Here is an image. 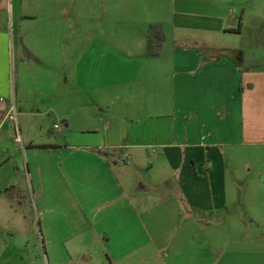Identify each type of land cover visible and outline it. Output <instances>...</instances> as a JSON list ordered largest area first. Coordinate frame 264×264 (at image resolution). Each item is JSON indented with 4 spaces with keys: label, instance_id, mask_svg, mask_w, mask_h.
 <instances>
[{
    "label": "crops",
    "instance_id": "crops-1",
    "mask_svg": "<svg viewBox=\"0 0 264 264\" xmlns=\"http://www.w3.org/2000/svg\"><path fill=\"white\" fill-rule=\"evenodd\" d=\"M263 22L264 0H0L8 248L25 226L19 186L30 196L35 182L49 242L73 240L77 258L93 260L96 246L110 264H264V66L248 63L260 55ZM152 24L166 31L157 58L147 46ZM233 50L242 51L241 66ZM12 102L23 146L7 117ZM51 114L63 140L46 143ZM117 156L165 167L175 202L137 193ZM237 201L246 205L232 212Z\"/></svg>",
    "mask_w": 264,
    "mask_h": 264
},
{
    "label": "rangeland",
    "instance_id": "rangeland-1",
    "mask_svg": "<svg viewBox=\"0 0 264 264\" xmlns=\"http://www.w3.org/2000/svg\"><path fill=\"white\" fill-rule=\"evenodd\" d=\"M260 29L264 30V22L260 24ZM70 33V32H69ZM248 35L251 33L248 32ZM250 41V40H249ZM251 42V41H250ZM252 43V42H251ZM256 50L260 55L257 57H249L248 63L251 61H259L261 66H264V38L261 41L257 42ZM252 47V50H254ZM48 125L49 130L46 133V143L48 141H62L63 134L59 135L53 127L54 124L62 125L63 123L55 117L54 114L48 116ZM68 133V132H67ZM66 133V135H67ZM73 139L82 138L79 135H71ZM21 146V145H20ZM152 156H149L150 161H155V153L151 152ZM246 161H250L252 163V159L250 157L247 158ZM142 164V163H141ZM125 169L119 172L121 177L129 176L134 182V187H136L137 193H143L144 198H160V204H166L170 207L171 201L175 202L173 197L177 194V190L174 188V177L170 175L169 171L164 167H155L154 170H147L140 166V162L137 159H133L130 163V166L126 163H123ZM126 173V174H125ZM246 178V176L243 175ZM44 188H46V211L49 210L53 205L52 200V192L49 186V183L46 180V184H42ZM27 187V186H26ZM26 187L19 186V194H25L26 197L24 200L21 198L18 201V212L21 215L19 218H24V228L23 224H19V231L13 236L16 238L15 244L12 249L8 248L7 241H9V235L1 234V245L3 248L1 249L4 257V261L1 264H110L107 259H104L96 246L91 248L93 252V260L87 257H75L73 254L74 250L70 246L73 240L67 238L69 236L66 224L64 222L57 223L58 226H61V233L59 232V236L61 238H67V245L63 243V241H58L54 239L49 242V238L47 235V223L45 220V216L43 214V206L42 201L40 199L39 189L34 182V192L28 195ZM170 198V199H169ZM169 199V200H167ZM169 201V202H167ZM246 205L245 201H237L232 204V212L235 209H240V204ZM169 204V205H168ZM181 204V203H180ZM154 204H152V207ZM182 208V207H181ZM183 210V209H182ZM184 211V210H183ZM187 214L183 213V219L179 221V225L176 226L173 233L181 232V226L183 225V221L186 218ZM21 220V219H20ZM172 225V224H171ZM173 227V226H172ZM170 226V229H172ZM253 235H260V233L252 232ZM57 236V234H53ZM233 236L235 234L232 233ZM97 250V251H96ZM15 258L12 263H8L5 261V257H9L10 254ZM69 253L72 255L74 259H70Z\"/></svg>",
    "mask_w": 264,
    "mask_h": 264
},
{
    "label": "trees",
    "instance_id": "trees-1",
    "mask_svg": "<svg viewBox=\"0 0 264 264\" xmlns=\"http://www.w3.org/2000/svg\"><path fill=\"white\" fill-rule=\"evenodd\" d=\"M166 42V31L162 24H152L149 26L148 34H147V46L149 53L152 57L157 58L160 56L164 44ZM232 57L235 60V63L238 66L243 64V54L242 51L233 50ZM229 53V54H230ZM106 157H111L109 153H104ZM128 157L126 156H117L116 158L112 159L114 164H120L127 162Z\"/></svg>",
    "mask_w": 264,
    "mask_h": 264
},
{
    "label": "built area",
    "instance_id": "built-area-1",
    "mask_svg": "<svg viewBox=\"0 0 264 264\" xmlns=\"http://www.w3.org/2000/svg\"><path fill=\"white\" fill-rule=\"evenodd\" d=\"M8 119L15 124L16 128V139L15 142L21 146H23V141H22V135L20 131V126H19V120H18V113H17V108L15 102H12L8 114H7ZM53 129L56 132H61L64 129V125H58L54 124Z\"/></svg>",
    "mask_w": 264,
    "mask_h": 264
}]
</instances>
